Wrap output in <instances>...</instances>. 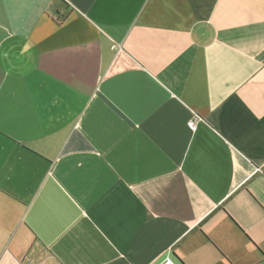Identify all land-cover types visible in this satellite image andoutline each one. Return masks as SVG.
<instances>
[{"label":"crops","instance_id":"1","mask_svg":"<svg viewBox=\"0 0 264 264\" xmlns=\"http://www.w3.org/2000/svg\"><path fill=\"white\" fill-rule=\"evenodd\" d=\"M167 258L264 264V0H0V264Z\"/></svg>","mask_w":264,"mask_h":264},{"label":"built area","instance_id":"2","mask_svg":"<svg viewBox=\"0 0 264 264\" xmlns=\"http://www.w3.org/2000/svg\"><path fill=\"white\" fill-rule=\"evenodd\" d=\"M189 127L192 129V130H195L196 129V121L195 119L189 121L188 123ZM161 264H176L172 259L170 258H167L166 260H164Z\"/></svg>","mask_w":264,"mask_h":264}]
</instances>
